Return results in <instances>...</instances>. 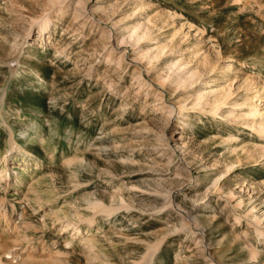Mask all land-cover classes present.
<instances>
[{"label": "rangeland", "instance_id": "374dc122", "mask_svg": "<svg viewBox=\"0 0 264 264\" xmlns=\"http://www.w3.org/2000/svg\"><path fill=\"white\" fill-rule=\"evenodd\" d=\"M44 1L0 0V159L12 132L31 153L10 159L18 169L0 188L22 250L36 264H136L148 243L162 241L151 264H209L212 255L218 264H252L254 245L264 264V237L235 220L255 206L264 227V150H255L264 137L229 118L232 101L220 117L192 103L200 90L232 85L240 112L247 99L264 105V0H65L45 35L32 25ZM136 24L150 36L124 43ZM181 60L198 72L187 86L171 83L180 71L169 66ZM184 104V117L169 116ZM229 133L234 144L222 141ZM221 175L220 194L207 195ZM94 194L107 204L123 194L132 208L96 215L79 237L59 232L62 213L94 217L86 202ZM171 196L202 232H185L175 210H151Z\"/></svg>", "mask_w": 264, "mask_h": 264}, {"label": "bare ground", "instance_id": "6f19581e", "mask_svg": "<svg viewBox=\"0 0 264 264\" xmlns=\"http://www.w3.org/2000/svg\"><path fill=\"white\" fill-rule=\"evenodd\" d=\"M65 2V0H45L44 3H43V7H42V14L40 17L38 18H35L32 20V25L33 26H36V28L38 29V33L39 34H47L49 32V30L51 31L52 27L55 25V22L57 19L60 18V16L63 14V11L65 10H62V5L63 3ZM69 2V1H68ZM69 4V3H68ZM80 5L83 4V2H79ZM66 6V5H65ZM41 7V6H40ZM68 7V6H67ZM66 7V8H67ZM69 8V7H68ZM77 11V9H76ZM79 11V10H78ZM65 12V11H64ZM69 13V12H68ZM79 14V13H78ZM79 16V15H78ZM60 20V19H59ZM53 25V26H52ZM147 28V27H146ZM144 29V25H140V24H136L132 27L131 25V28L129 30H126L127 31V34L124 35L123 37V42L124 43H130V42H133V43H136V42H140L141 40H146L147 37L150 36V29L147 28L145 30ZM125 31V33H126ZM50 34V33H49ZM18 44V43H17ZM113 50V49H112ZM163 49H158V52L160 53ZM114 51V50H113ZM112 52V51H111ZM107 53V52H106ZM112 54L113 53H108V55L106 56L108 58V60L111 59L112 57ZM158 55V53H157ZM153 58V57H152ZM188 63V62H187ZM186 62H184L183 60H181L180 62L178 63H171V65L169 66V70L172 72L171 75L173 74H176L177 71H180V74L177 75L176 78H173V81L171 83H177V85H189L187 83L189 82H193V80H195V78H197L198 76V72L195 70V69H192V68H188V64ZM119 64V63H118ZM141 76V75H140ZM169 78V77H168ZM167 78V79H168ZM141 80V79H140ZM170 80V79H169ZM165 81V80H164ZM196 81V80H195ZM144 83V82H143ZM147 85V84H146ZM163 85V84H162ZM192 85V83H191ZM150 86V85H149ZM192 87V86H191ZM149 88V87H148ZM150 89V88H149ZM196 92V91H195ZM194 94V92H193ZM193 96V95H192ZM191 97V96H190ZM189 97V98H190ZM3 98V96H2ZM1 98V99H2ZM234 90H233V86L232 85H229L228 88H223L222 90H200L197 94H196V97H195V102H192L194 103V105L196 106H200L201 108H209L210 111L212 112V115L213 116H219L220 115H223L220 110H221V107L225 104H227L228 102L232 101V109H230V111L228 112V116H230L229 118L233 117L236 121L237 120H243L244 123L246 124V126H248L249 128H252L253 130H255L261 137H264V105H256V104H253L252 102H250L248 99L246 100V103H249L250 106L249 108L246 110V111H243V112H240L239 111V108L241 107V104L237 103V102H234ZM262 101V100H261ZM193 105V106H194ZM187 106L184 105H179L178 108H176V110H168V113H169V116L171 117L172 115H174V113L176 112V114L179 116L181 115V117L184 115L185 113V110ZM199 107V108H200ZM194 108V107H192ZM196 108V107H195ZM1 111V110H0ZM224 112V110H223ZM227 115V114H226ZM225 115V116H226ZM224 116V117H225ZM180 117V118H181ZM184 117V116H183ZM187 118V117H186ZM227 118V117H226ZM184 121V120H183ZM241 122V121H240ZM45 140V139H44ZM236 136L235 135H232L229 133V135H226V136H223L222 138V141L225 143V144H234L236 142ZM43 141V139H42ZM163 142V141H162ZM164 143V142H163ZM235 147V146H234ZM247 147V146H245ZM244 147V148H245ZM248 148V147H247ZM246 148V149H247ZM257 148L259 149H262L264 150V147L262 145H256V149ZM173 149L172 151L175 153L176 149L174 148H171ZM236 148H234L235 150ZM6 150L8 152L5 153V156L4 158L0 159V164H2V166L0 167V188L3 189L4 187L5 188H8V186H10L11 184V180H13L14 178L12 177L13 175H11V170H16L18 169L16 166V164H13L12 166L13 167H10L11 164L9 163L10 159L11 158H17L18 156H20L21 158H26L27 156H29L31 153L30 151H28L29 149L26 148L25 146L23 145H19L18 142H17V139L14 137V134L13 132L11 133V137H10V141L6 147ZM232 150V149H231ZM245 150V149H243ZM248 150V149H247ZM247 150H245L247 152ZM236 151V150H235ZM243 151V153L245 152ZM249 151V150H248ZM259 151V150H258ZM250 152H253V151H250ZM249 152V154H251ZM242 153V154H243ZM173 154V153H172ZM171 154V155H172ZM233 154V153H232ZM248 154V153H247ZM246 154V155H247ZM248 154V155H249ZM169 155V154H168ZM252 155V154H251ZM250 155V156H251ZM244 156V155H243ZM240 157V156H239ZM242 157V156H241ZM247 157V156H246ZM246 157L242 158V159H245ZM253 157V156H252ZM251 158V157H249ZM248 158V159H249ZM254 158V157H253ZM252 159V158H251ZM170 160V159H169ZM172 160V158H171ZM241 160V159H240ZM253 160V159H252ZM254 160H256L254 158ZM251 161V160H250ZM170 163V162H169ZM171 164V163H170ZM229 168V167H228ZM233 168V167H232ZM231 168V170H232ZM27 169V168H26ZM25 172V171H24ZM18 173V172H17ZM181 174V173H180ZM179 174V175H180ZM226 174V173H225ZM224 174V175H225ZM182 175V174H181ZM180 175V176H181ZM178 176V175H177ZM226 176V175H225ZM182 177V176H181ZM16 179L17 176L15 177ZM224 177L221 175L220 177L216 178L214 181H213V184L211 187H209L208 191H207V195L209 192H211L212 194V189H216L219 193V190H221V185H220V181H222ZM20 179H23V178H20ZM225 181V180H223ZM22 182V181H21ZM4 184V185H3ZM20 184V183H19ZM13 185V184H12ZM17 185V183H16ZM134 188V187H133ZM35 189V188H34ZM5 190V189H4ZM17 190V189H16ZM36 191V190H35ZM34 191V192H35ZM165 191V190H164ZM216 191V192H217ZM222 191H223V188H222ZM221 191V192H222ZM3 192V191H2ZM31 192V190H30ZM29 192V193H30ZM33 192V191H32ZM33 192V193H34ZM37 192V191H36ZM215 192V193H216ZM166 194H169L170 191H165ZM225 197L224 199H226L227 201H230L232 199H235L236 200V195L231 193H227L225 192H222ZM3 194V193H2ZM220 194V193H219ZM33 195V194H32ZM214 195V193H213ZM28 196V195H27ZM43 196V195H42ZM220 196V195H219ZM218 196V197H219ZM167 197V196H166ZM204 197V196H203ZM40 198V196L38 197V199ZM43 198V197H42ZM7 198L5 196H0V217H3V219H0V223L2 221H4V227H5V230L2 232V234H0V264H36V258L34 256V254H32L31 252H28L26 250H22L23 248L20 247L19 245V237L16 235V230L19 226L18 225H15L14 227H11V219L13 218V213H11L10 209L8 208V203H7ZM30 199V197L28 198V200ZM33 199V198H32ZM38 199H35L36 201ZM223 199V198H222ZM223 199V200H224ZM31 200V199H30ZM41 200V199H40ZM44 200V198H43ZM42 200V201H43ZM167 203L163 206H158V205H153L151 206V210H155V209H158V211L162 212V210L165 212V210H175L177 212L180 213L182 219H181V223L183 224V228L185 229V232H186V229L187 230H190L193 234H196L198 232H202L200 226H199V219L198 218H194L193 216V213L190 212V210H188L186 207H183V206H179L177 203H176V199H175V196L174 197H170V198H167L166 199ZM198 200V199H197ZM48 201V200H47ZM227 201H226V204H227ZM9 202V201H8ZM31 202V201H30ZM34 202V205L32 203L33 206H35V201ZM39 202V201H37ZM44 202V201H43ZM42 202V204H43ZM46 202V201H45ZM87 208L88 210L92 211L93 212V215L94 217H91L89 219H81V218H78L77 215H73V217H68L66 215H63V220L64 222H62V227L59 229V232H61L62 230L64 231L63 233L65 234V232L67 231H71L73 230V234L76 235L79 237L81 235H83V231L81 230L82 226L85 225V223H87L89 226H93L94 223L97 221L94 220L95 216L98 215V214H104V215H107L109 217V215L111 214H116V212L120 211L121 209H125V210H130L132 207L131 205L126 201V198H124L123 194H118V195H114L112 196V201L110 204H107L104 199H100L98 198L95 194L92 195L91 197H89L87 200ZM29 204V203H28ZM41 204V205H42ZM230 204V203H229ZM228 204V206H229ZM40 205V206H41ZM44 205V204H43ZM236 206H239L241 207L242 206V202H238ZM42 207V206H41ZM40 207V208H41ZM44 207V206H43ZM35 208V207H34ZM36 209V208H35ZM228 209V208H226ZM27 210V209H26ZM25 210V212H27ZM229 210V209H228ZM235 210V209H234ZM157 211V210H156ZM157 211V212H158ZM167 211V212H168ZM232 211V210H231ZM230 211V212H231ZM14 212V211H12ZM155 212V213H157ZM158 212V213H159ZM235 212V211H233ZM171 213V212H170ZM175 213V212H174ZM237 213V212H235ZM234 213V214H235ZM241 213V212H240ZM103 215V216H104ZM237 215V214H236ZM235 215V216H236ZM112 216V215H111ZM110 216V217H111ZM234 216V217H235ZM23 217V216H22ZM25 217V216H24ZM23 217V218H24ZM107 217V218H108ZM216 217H214V220H215ZM22 219V218H21ZM97 219V218H96ZM106 219V218H104ZM243 219H246L247 223H248V226L251 227L257 238L261 240V238L264 237V227H263V221L261 220L260 216L257 214V211H256V207L254 206L249 212H247V214L245 215H237L236 216V219L237 222H241ZM15 220V219H14ZM28 220V219H27ZM99 220V219H98ZM14 223V222H13ZM25 223V222H24ZM28 223V222H26ZM30 224V223H29ZM84 224V225H83ZM86 224V225H87ZM96 224V223H95ZM1 225V224H0ZM14 225V224H13ZM2 226V225H1ZM30 226V225H29ZM45 227V226H44ZM21 228V226L19 227ZM35 228V227H34ZM91 228V227H90ZM182 228V229H183ZM237 228V227H236ZM248 228V227H246ZM25 229V227H24ZM29 229V228H28ZM27 229V230H28ZM18 232H20L21 230L17 229ZM36 230V229H35ZM34 230V231H35ZM58 230V229H57ZM33 231V230H32ZM89 231V230H88ZM181 231V229H180ZM14 232V233H13ZM31 232V231H30ZM86 233V231H84ZM92 232V231H91ZM251 232V231H250ZM23 233V231H22ZM62 233V232H61ZM72 233V232H71ZM181 233V232H180ZM247 233V232H245ZM252 233V232H251ZM20 234V233H19ZM72 234V235H73ZM183 234V233H182ZM188 234V233H187ZM249 234V233H248ZM247 234V235H248ZM24 235V234H23ZM88 235V234H87ZM91 235V233L89 234ZM185 235V234H184ZM239 235V234H238ZM246 235V234H245ZM251 235V234H250ZM86 236V235H85ZM192 236V235H191ZM194 236V235H193ZM34 237V236H33ZM32 237V238H33ZM93 237V235H92ZM95 237V236H94ZM239 237V236H238ZM246 237V236H245ZM255 237V236H254ZM26 238V236H25ZM28 238V237H27ZM31 238V236H30ZM85 238V237H84ZM97 238V237H96ZM199 240H201V243L203 244L204 243V240H205V237L203 236H198L197 237ZM248 238L250 239L251 236H248ZM246 238V239H248ZM242 239V238H241ZM36 240V239H35ZM76 240V239H75ZM81 240V239H80ZM92 241V239H89ZM87 240V239H84L82 242H85L84 244L86 245H90L92 243H89L90 241ZM207 240V239H206ZM247 241V240H246ZM23 242V240H22ZM29 242V240H28ZM68 242V241H67ZM71 242V241H70ZM69 242V243H70ZM260 242V241H259ZM39 243H40V240H39ZM68 243V244H69ZM22 244V243H20ZM33 244V243H32ZM263 244V243H262ZM30 245V244H28ZM72 244L70 243V246ZM161 245H162V241H158L156 242L154 245L153 244H147L148 246V251L141 257V260L137 261L136 264H151L153 258L155 257V255L158 253L159 249L161 248ZM34 246V245H33ZM31 246V247H33ZM44 246V245H43ZM68 246V245H67ZM94 246V245H93ZM92 246V247H93ZM258 246V245H257ZM39 247V246H38ZM45 247V246H44ZM91 247V246H90ZM34 248V247H33ZM26 249V248H25ZM22 250V251H21ZM250 250H251V263L252 264H258L260 262V258H261V251L258 247H255L254 245L250 247ZM33 251V250H32ZM34 253V252H33ZM57 253V252H56ZM36 254V253H35ZM58 255H61V252H58ZM213 256V255H212ZM210 257L209 260H208V263L209 264H218L217 263V260H216V257ZM218 256V255H216ZM263 257V256H262ZM40 258L44 259V256H40ZM99 258V257H98ZM47 259H50L51 258H47ZM218 259V258H217ZM52 260L55 262L58 260H55V258H52ZM38 261V259H37ZM41 261V259H40ZM43 261V260H42ZM41 261V262H42ZM44 262V261H43ZM49 262V261H48ZM54 262L51 263V261L49 263H46V264H54ZM56 262V263H57ZM260 264V263H259Z\"/></svg>", "mask_w": 264, "mask_h": 264}]
</instances>
